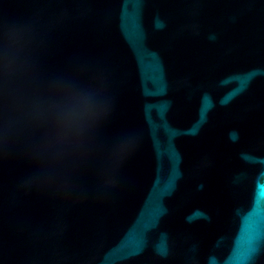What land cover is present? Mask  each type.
<instances>
[{
	"label": "water",
	"instance_id": "1",
	"mask_svg": "<svg viewBox=\"0 0 264 264\" xmlns=\"http://www.w3.org/2000/svg\"><path fill=\"white\" fill-rule=\"evenodd\" d=\"M10 35L123 147L53 183L0 141V264H264V0H0Z\"/></svg>",
	"mask_w": 264,
	"mask_h": 264
},
{
	"label": "clouds",
	"instance_id": "2",
	"mask_svg": "<svg viewBox=\"0 0 264 264\" xmlns=\"http://www.w3.org/2000/svg\"><path fill=\"white\" fill-rule=\"evenodd\" d=\"M108 102L101 89L75 78L39 82L28 73L23 48L9 36L0 60V141L25 139L41 166L40 178L67 182L88 163L103 164L123 145L99 143Z\"/></svg>",
	"mask_w": 264,
	"mask_h": 264
}]
</instances>
